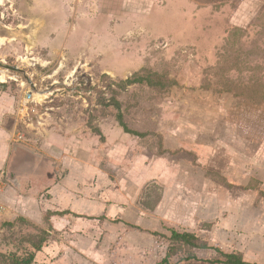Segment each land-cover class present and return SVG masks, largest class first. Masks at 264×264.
<instances>
[{
    "label": "rangeland",
    "instance_id": "374dc122",
    "mask_svg": "<svg viewBox=\"0 0 264 264\" xmlns=\"http://www.w3.org/2000/svg\"><path fill=\"white\" fill-rule=\"evenodd\" d=\"M37 10H54L58 16L49 22L43 16L32 18ZM0 70V103L11 100L19 106L31 82L37 83L34 93L45 94L36 126L40 120L42 128L67 134L91 131L107 142L111 132L113 139L119 135L121 113L128 128L141 133H127L126 146L119 151L127 174L135 155L148 165L161 157V173L151 179L161 184L145 192L150 205L159 191L163 198L172 192V200L179 197L181 206L185 197L190 201L191 212L199 211L201 199L209 197L203 200L209 211L216 206L229 215L233 188L216 175H204L208 150L214 146L231 158L233 153L241 156L235 164L230 159L224 176L235 182L239 201L261 205L262 184H246L253 168L246 154L237 151L244 144H264V0H1ZM238 169L235 181L232 174ZM248 186L257 188L250 191ZM168 203L162 205L166 215L156 245L150 241L135 248L132 243L144 240L141 235L112 245L111 230L97 226L98 250H106L101 264H163L172 227L201 233L198 224L210 215H188L184 206L176 209L175 201ZM250 219L241 218L242 240L254 241ZM48 227L23 216L0 220V252L25 254L27 237ZM54 231L50 233L56 237ZM196 251L203 252L189 250ZM187 252L174 253L167 264H210L179 262V253ZM250 252V264L264 263L256 259L257 249ZM33 264L48 261L39 258ZM74 264L100 263L75 255Z\"/></svg>",
    "mask_w": 264,
    "mask_h": 264
},
{
    "label": "crops",
    "instance_id": "0c3cea01",
    "mask_svg": "<svg viewBox=\"0 0 264 264\" xmlns=\"http://www.w3.org/2000/svg\"><path fill=\"white\" fill-rule=\"evenodd\" d=\"M34 5H39V8L42 4L33 2L32 6ZM34 11L32 18L43 16L44 21L48 22L58 16V12L54 10L46 11L47 14L40 10H37L35 14ZM60 37L63 38V36ZM46 39L50 40L51 37ZM17 110L18 102L17 106H13L11 100L0 103V202L7 207L4 220L12 218L16 220L19 216H23L39 224L46 222L50 227L45 230L51 238L43 249L37 252L35 260L40 258L48 261V264H74L76 255L101 264L100 260L106 256V250H98L97 244L101 242L95 238L97 226L111 230L108 239L114 240L112 245L121 242V239L127 238L128 235H130L129 239L134 235L144 237V240L137 239L135 244L132 243L135 248L149 246L150 241L153 245L159 244L158 238L162 236L161 217L166 215L163 213L166 209L162 205L167 200L168 206L175 201L176 209L184 206L183 213L188 215H200V213L205 216L210 215L198 224L201 233L195 232L201 240L207 242L208 247H194L202 249L203 252L202 254H198L197 251L192 252L196 257L191 261L216 264L213 262L225 259V253H241L246 264H250L252 261L247 256L254 248L258 250L256 255L259 258L256 259L264 262V197L259 207H254L250 202L248 204L239 201V194L233 193V190L238 187L233 186L232 183H235L233 180H227L225 177L228 164L231 163L230 159L235 164L240 161L241 156L233 153V158H231L215 146L208 150L210 160L209 169L204 174L205 177L208 176L209 179L211 175H216L226 180L233 188L229 189V196L232 198L230 203L232 210L230 209L231 212L227 213L229 215L223 216L224 209L216 207V204L209 211V206H204L203 201L209 197L201 199L202 205L199 211L191 212L188 210L192 205L190 201L185 197L182 202L183 206H181L178 203L179 197H174L176 200H172V192L168 197L163 198V194L159 191L156 202L150 205L144 200L145 192L154 189L156 184H161L151 180L156 179L161 173V170L157 169L161 167V157L158 155L148 165L147 160L135 155L133 170L127 174L124 169L125 162L123 161V165V157L119 151L126 146L123 140H126L129 132H126L122 126L115 133L119 134L116 135L118 137L113 139L114 133L111 132V138L105 142L106 140L101 135H96L91 131L83 134L72 131L67 134L56 128L45 126L42 128L45 123L41 121V124L36 126L39 127L37 131L28 130L31 140L15 142L12 136L20 130H25L26 126L25 120L20 118ZM104 134L106 135L105 130ZM240 151L246 154L253 168L246 184L259 182L264 191V144H244L242 149L238 148L237 152ZM143 167L150 169L143 170ZM235 172L239 173V169L234 170L232 178L239 181ZM228 173L231 175L230 172ZM213 178L212 182L215 180L217 182L218 179ZM169 183L172 185L171 182ZM170 188L172 189V186ZM249 188L251 191L257 187ZM201 189L207 188H204L202 184ZM204 196H206L205 192ZM243 204L245 206H241ZM178 212L183 214L181 210ZM215 213L217 216H214ZM244 215H249L254 225L250 227L254 232V234L250 233L254 241L242 240L246 238L238 235L242 223L241 218ZM176 227H172V230H179ZM49 230H57L59 233L56 231L57 236H51ZM86 231L88 234L85 233ZM179 231L194 233L193 230L191 232L188 229ZM61 232L67 235V239L62 237ZM115 232L120 235V238ZM171 236L172 234L170 238ZM104 238L102 243L107 244V239ZM170 238L168 241L171 243ZM239 240L244 243L241 244ZM167 253L168 249L165 259ZM170 260H172V255L166 260V264L171 263Z\"/></svg>",
    "mask_w": 264,
    "mask_h": 264
},
{
    "label": "trees",
    "instance_id": "16d2710c",
    "mask_svg": "<svg viewBox=\"0 0 264 264\" xmlns=\"http://www.w3.org/2000/svg\"><path fill=\"white\" fill-rule=\"evenodd\" d=\"M143 79V76H138L137 80L140 81ZM136 80V78H135ZM130 82V80L128 81ZM264 95V94H263ZM110 103V102H109ZM114 105L116 107L120 108V102L118 100H114ZM118 120L120 121V124L125 129L126 132L129 133H135L137 135L141 133H136L130 130L127 126V124L123 121V115L120 113L118 116ZM162 153V151H160ZM251 187V186H248ZM50 234L46 230H41V232L37 235H31L27 237L28 243H29V249L26 251L25 254L20 255L16 252H0V264H33L35 261V257L38 251L42 250L43 247L46 245V243L50 240ZM171 244L168 246V253L166 255V259L163 262L166 263L169 259V256L173 255L174 253L181 252L182 251H188V254H180L179 262L181 261H190L192 258H195V254L192 252H189L190 249L194 247L199 248H207V242L201 240L195 233H190L186 231H179V230H172V236H171ZM185 253V252H184ZM178 255V254H177ZM225 259L223 261H214L213 263L216 264H246V262L243 260V255L241 253H225L224 254Z\"/></svg>",
    "mask_w": 264,
    "mask_h": 264
},
{
    "label": "built area",
    "instance_id": "2783aa9c",
    "mask_svg": "<svg viewBox=\"0 0 264 264\" xmlns=\"http://www.w3.org/2000/svg\"><path fill=\"white\" fill-rule=\"evenodd\" d=\"M31 83H32L31 84L32 87H30V89L25 90V93L21 97L20 104L18 106L17 112L20 115V118L25 120L26 126H25V130H20L12 136V139L15 142H24L31 140L30 136H28L29 135L28 130L37 131V128H39L36 127L34 118L36 116L42 118V116H40V114L36 111L41 107L39 105L43 104L44 101L43 96H45V94L34 93L32 89L37 87V83L36 82H31ZM38 123L41 124V121L39 120ZM6 212H7V207L0 202V220L3 219Z\"/></svg>",
    "mask_w": 264,
    "mask_h": 264
},
{
    "label": "bare ground",
    "instance_id": "6f19581e",
    "mask_svg": "<svg viewBox=\"0 0 264 264\" xmlns=\"http://www.w3.org/2000/svg\"><path fill=\"white\" fill-rule=\"evenodd\" d=\"M0 2H1V0H0ZM1 38H3V37H1ZM4 39V38H3ZM1 71V70H0ZM3 72H5V71H3Z\"/></svg>",
    "mask_w": 264,
    "mask_h": 264
}]
</instances>
